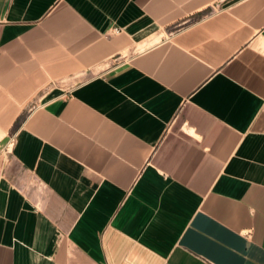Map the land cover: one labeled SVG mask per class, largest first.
I'll list each match as a JSON object with an SVG mask.
<instances>
[{
	"label": "crops",
	"instance_id": "0c3cea01",
	"mask_svg": "<svg viewBox=\"0 0 264 264\" xmlns=\"http://www.w3.org/2000/svg\"><path fill=\"white\" fill-rule=\"evenodd\" d=\"M0 264H264V0H0Z\"/></svg>",
	"mask_w": 264,
	"mask_h": 264
},
{
	"label": "built area",
	"instance_id": "2783aa9c",
	"mask_svg": "<svg viewBox=\"0 0 264 264\" xmlns=\"http://www.w3.org/2000/svg\"><path fill=\"white\" fill-rule=\"evenodd\" d=\"M11 145H12V141L10 140V141L7 143V145H6V147H5L4 150H7Z\"/></svg>",
	"mask_w": 264,
	"mask_h": 264
}]
</instances>
